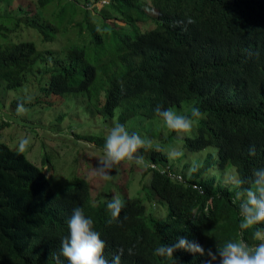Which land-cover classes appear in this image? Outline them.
I'll return each instance as SVG.
<instances>
[{
    "label": "trees",
    "instance_id": "obj_1",
    "mask_svg": "<svg viewBox=\"0 0 264 264\" xmlns=\"http://www.w3.org/2000/svg\"><path fill=\"white\" fill-rule=\"evenodd\" d=\"M90 2L36 0L37 12L26 25L41 41L66 36V24L74 30L58 50L20 36L18 20L10 34L0 33V86L20 87L38 65L42 94L85 98L91 109L128 130L137 116L160 119L152 111L157 103L184 114L196 106L203 118L186 147H214V164L208 154L204 168L195 162L181 179L170 164L147 167L160 216L123 190L121 216L127 219L109 223L105 205L111 197L104 188L93 198L88 179L75 176L72 185L54 192L43 160L33 163L0 141V264H56L73 206L92 217L106 256L134 245L133 254H121V264H169L153 249L177 236L213 251L229 239L257 243L251 230L238 227V189L228 184L226 171L233 170L243 189L251 186L253 170L264 167V0H105L88 8ZM77 12L81 17L73 22ZM5 125L1 121L0 129ZM87 140L103 146L104 137ZM138 151L153 163L166 161L160 144ZM173 255L177 264L207 259L182 249Z\"/></svg>",
    "mask_w": 264,
    "mask_h": 264
},
{
    "label": "rangeland",
    "instance_id": "obj_2",
    "mask_svg": "<svg viewBox=\"0 0 264 264\" xmlns=\"http://www.w3.org/2000/svg\"><path fill=\"white\" fill-rule=\"evenodd\" d=\"M103 1L105 0L95 2L91 0L88 8L93 6L99 8ZM59 3H63V0H59ZM18 5L23 10H17ZM35 5L36 0H0V33L10 34V31H13L15 20H18L21 28L18 32L20 36L33 39L39 48L50 47L51 50H58L66 43L67 36L74 35L72 26L66 24L68 27L66 36L58 34L53 42L41 41L39 33L26 25L30 16L37 12ZM54 5L53 2L45 6L42 11L43 17L46 18L51 13ZM80 17L81 14L77 12L73 22L79 20ZM0 40H2L1 36ZM37 66L32 68L33 72L29 75L28 81L20 87L5 89L2 84L0 86V122H6V125L0 129V141L22 151L33 163L41 165L43 160L49 186L54 192L72 185L75 176H83L90 183L93 198L104 188L107 196L121 199L126 190L128 196L140 197L146 210L158 218L162 208L149 186L150 172L147 167L170 164L172 172H176L183 178L195 162L204 168L203 161L208 154L214 164V147L194 152H190L186 147L185 139L194 134L195 125L191 132L177 134L168 129L161 119L146 120L137 116L133 119L135 125L129 124V131L136 132L151 143L162 145L166 153V161L153 163L147 155H142L144 159L142 165L120 162L112 170L111 180L99 179L94 174V167H96L97 159L103 154V146L87 140V136L104 137L110 125H113L111 121L114 118L109 120L95 109H91L87 100L80 96L66 94L54 97L51 94H42L39 91L36 76ZM16 98L25 100L24 103L19 104L22 110L18 109V105L10 104L11 100ZM175 111L182 112V110ZM170 134L169 139L165 140ZM21 139L27 140L23 149L18 147ZM172 149H176L180 154L175 157L171 156L169 153ZM226 173L231 179L235 177L232 169H227ZM228 179L226 177L224 182ZM231 179L228 184L231 183Z\"/></svg>",
    "mask_w": 264,
    "mask_h": 264
},
{
    "label": "clouds",
    "instance_id": "obj_3",
    "mask_svg": "<svg viewBox=\"0 0 264 264\" xmlns=\"http://www.w3.org/2000/svg\"><path fill=\"white\" fill-rule=\"evenodd\" d=\"M18 109L22 110L19 105ZM152 111L168 129L177 134L191 132L194 125L203 118V113L196 106L184 114L162 108L157 103ZM149 143L136 132L126 129L122 123L113 124L104 136L103 154L97 159L94 174L101 180L109 181L112 170L120 162L142 165L144 159L138 150L146 148ZM26 144L27 140L21 139L18 147L23 149ZM169 154L175 157L180 153L172 149ZM254 154L255 150L249 148V155ZM231 183L238 189L234 201L238 202V227L240 230H251V236L257 243L249 245L244 240L229 239L216 245L213 251L183 236H177L171 243L156 246L153 254L163 257L169 264H177L173 254L178 249L207 257L202 260V264H264V167L253 170L249 187L240 189L243 182L236 177L231 179ZM123 207L124 203L118 197L107 200L105 208L109 214V223L113 220L120 223L122 219H127L126 215L121 216ZM125 251L129 255L133 254L134 245L127 249L117 248L110 256H106L105 241L101 239L100 232L94 229L92 217L86 215L82 207L73 206L67 219V234L60 238L59 256L54 258L56 264H121V254Z\"/></svg>",
    "mask_w": 264,
    "mask_h": 264
},
{
    "label": "built area",
    "instance_id": "obj_4",
    "mask_svg": "<svg viewBox=\"0 0 264 264\" xmlns=\"http://www.w3.org/2000/svg\"><path fill=\"white\" fill-rule=\"evenodd\" d=\"M155 165H151V167H154ZM170 175H173V173H170ZM178 179H181V176L179 174L176 175Z\"/></svg>",
    "mask_w": 264,
    "mask_h": 264
}]
</instances>
